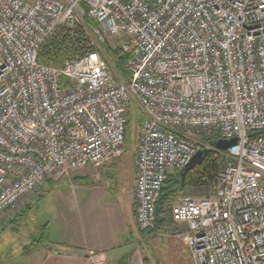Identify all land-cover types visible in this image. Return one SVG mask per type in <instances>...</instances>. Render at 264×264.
<instances>
[{
    "label": "built area",
    "instance_id": "built-area-1",
    "mask_svg": "<svg viewBox=\"0 0 264 264\" xmlns=\"http://www.w3.org/2000/svg\"><path fill=\"white\" fill-rule=\"evenodd\" d=\"M62 28L91 50L40 63ZM133 109L139 231L155 229L167 176L203 149L217 165L208 196L168 208L192 264H264V0H0V215L120 157Z\"/></svg>",
    "mask_w": 264,
    "mask_h": 264
},
{
    "label": "crops",
    "instance_id": "crops-1",
    "mask_svg": "<svg viewBox=\"0 0 264 264\" xmlns=\"http://www.w3.org/2000/svg\"><path fill=\"white\" fill-rule=\"evenodd\" d=\"M68 179L70 190L65 191L66 197L62 196L60 201L62 212L56 240L48 233L51 246L36 242L28 245L18 261L21 264H92L91 259L102 255L103 264H118V255L114 254H118L127 237L139 235L134 217L135 167H87L73 171ZM124 191L126 210L121 204ZM108 195H113V199L104 200ZM160 231L162 224L156 223V229L150 234ZM184 247L188 251L185 244ZM129 259V264H143L136 251Z\"/></svg>",
    "mask_w": 264,
    "mask_h": 264
},
{
    "label": "rangeland",
    "instance_id": "rangeland-1",
    "mask_svg": "<svg viewBox=\"0 0 264 264\" xmlns=\"http://www.w3.org/2000/svg\"><path fill=\"white\" fill-rule=\"evenodd\" d=\"M90 25L94 26L93 24ZM107 45L112 51L119 50L117 41L110 40ZM130 129L131 145L128 148H124L120 157L102 167H135L137 149L135 133L137 124L132 122ZM81 170L83 171V169ZM171 173H175L177 176L180 171L175 170ZM79 174L77 173L76 175ZM69 182L68 178L59 180L48 179L34 193L23 198L14 210L0 215V264H12L13 261L21 264L18 261V257L22 250L24 251L26 246L35 244L38 241L46 243L49 240L47 239L48 233H50L52 240H56L62 212L60 201H63L62 196L66 195L65 191L70 190L71 183ZM125 193L126 191L123 192L122 198H124ZM208 193L209 188L202 191L185 189L177 193L175 199L181 196H208ZM113 197V195H108L104 200H112ZM122 198L121 204L126 210L127 202L125 198L123 200ZM16 213L19 215H16ZM72 214L74 215L73 212ZM160 220L162 222L157 221L156 218L155 222L162 224V231L156 234H143L136 227L139 235H137V238L130 236L126 238L124 246L119 249L118 254H114V256L118 255L116 260L119 261L124 256L132 258L136 251L137 257L141 259L143 264H192L188 251L184 247L185 243L178 235L179 229L171 222L168 213H163L160 216ZM156 223L154 225L155 229ZM106 224L110 225V221H107ZM49 245L51 246L52 244ZM111 264L116 263L112 262Z\"/></svg>",
    "mask_w": 264,
    "mask_h": 264
},
{
    "label": "trees",
    "instance_id": "trees-1",
    "mask_svg": "<svg viewBox=\"0 0 264 264\" xmlns=\"http://www.w3.org/2000/svg\"><path fill=\"white\" fill-rule=\"evenodd\" d=\"M76 36H71L69 29H60L54 38L48 40L38 52V61L54 67H61L63 63L73 57L79 56L84 50L90 51L91 49L87 46L88 40L81 31L76 29ZM107 49L105 46L104 49ZM127 55L123 54L119 50L112 52L110 61L115 69L124 77H127V71L125 69V61ZM129 119L125 133L124 148H128L131 145V124L134 122L137 127L143 120L137 109H133L129 112ZM204 151V153H203ZM198 152H202L193 165L183 174L181 177L180 173L176 176L170 174L167 176L161 191L158 203L156 205V218L160 220V216L163 213H168V208L174 201L177 193L184 191L185 189H194L202 191L206 188L211 187L216 180L217 165L214 159L213 152L205 151L203 149ZM177 177V178H176ZM158 222V223H160ZM149 234L152 230L141 231V233ZM48 239V238H47ZM38 241L37 244L44 247L50 246V241L46 243ZM128 256H124L118 262V264H129Z\"/></svg>",
    "mask_w": 264,
    "mask_h": 264
},
{
    "label": "water",
    "instance_id": "water-1",
    "mask_svg": "<svg viewBox=\"0 0 264 264\" xmlns=\"http://www.w3.org/2000/svg\"><path fill=\"white\" fill-rule=\"evenodd\" d=\"M235 140L232 141H223V142H219L216 143L217 148L221 149V150H225L227 148H229L230 146L234 145ZM204 153V151H203ZM202 152H198L193 158L192 160L189 162V164L184 167L183 169H181L180 171V175L181 177L183 176V174L193 165V163L197 160V158L199 157V155H201Z\"/></svg>",
    "mask_w": 264,
    "mask_h": 264
},
{
    "label": "bare ground",
    "instance_id": "bare-ground-1",
    "mask_svg": "<svg viewBox=\"0 0 264 264\" xmlns=\"http://www.w3.org/2000/svg\"><path fill=\"white\" fill-rule=\"evenodd\" d=\"M62 29H63V28H62ZM57 32H58V31H57ZM57 32L55 33V35L57 34ZM73 36H76V34H73L72 37H73Z\"/></svg>",
    "mask_w": 264,
    "mask_h": 264
}]
</instances>
